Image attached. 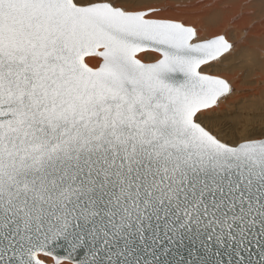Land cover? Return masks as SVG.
<instances>
[{"label": "snow or ice", "instance_id": "6c2138e0", "mask_svg": "<svg viewBox=\"0 0 264 264\" xmlns=\"http://www.w3.org/2000/svg\"><path fill=\"white\" fill-rule=\"evenodd\" d=\"M204 7L0 0V264H264V31Z\"/></svg>", "mask_w": 264, "mask_h": 264}, {"label": "bare ground", "instance_id": "6f19581e", "mask_svg": "<svg viewBox=\"0 0 264 264\" xmlns=\"http://www.w3.org/2000/svg\"><path fill=\"white\" fill-rule=\"evenodd\" d=\"M237 3H248L249 0H236ZM252 3L256 5L255 13H251V10L245 11V16L242 23L247 24L251 27V30L254 31L257 36L264 31V18H262L260 13V2L261 0H251ZM203 3L206 5H210V7L204 8H196L193 9L189 15H191L194 19L205 18L207 19L213 13H222L224 10L219 8L218 5L222 3V0H203ZM238 11L237 10H234ZM239 59L241 63L247 60V53H241ZM239 69L235 65H224L223 71L220 73L221 75L227 76L230 79H233L238 76ZM264 72V55H262L259 51V47L256 50V64L253 71V76L255 80L253 81L256 84L264 79V76L261 73ZM237 94L230 98L229 102L222 105L221 109L218 111V115L223 116L233 112H240L244 111L243 104L246 100H249V93L252 89L247 85L246 82H238L236 84ZM259 87L256 88L257 97L259 95ZM257 105H259L260 101L257 98L255 101Z\"/></svg>", "mask_w": 264, "mask_h": 264}]
</instances>
